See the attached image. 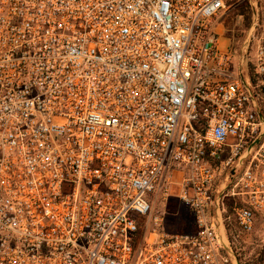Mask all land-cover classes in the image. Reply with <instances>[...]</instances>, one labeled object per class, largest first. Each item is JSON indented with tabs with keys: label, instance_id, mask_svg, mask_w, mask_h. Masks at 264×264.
I'll return each mask as SVG.
<instances>
[{
	"label": "built area",
	"instance_id": "1",
	"mask_svg": "<svg viewBox=\"0 0 264 264\" xmlns=\"http://www.w3.org/2000/svg\"><path fill=\"white\" fill-rule=\"evenodd\" d=\"M226 1L0 0V264H239L226 203L239 233L264 214V0H238L239 47ZM175 173L178 232L152 210Z\"/></svg>",
	"mask_w": 264,
	"mask_h": 264
},
{
	"label": "rangeland",
	"instance_id": "2",
	"mask_svg": "<svg viewBox=\"0 0 264 264\" xmlns=\"http://www.w3.org/2000/svg\"><path fill=\"white\" fill-rule=\"evenodd\" d=\"M243 2L237 0L233 4H226L225 9L221 12L224 29L220 31L225 36L222 38H227L228 43L231 45L235 43L236 47L241 45L247 28L245 16L235 13L236 6ZM180 185L181 176L175 173L170 183L167 184L165 194L161 193L152 200L153 216L162 218V228L166 231L178 232L189 229L191 218H189V214L179 200ZM232 236L233 244H231V247L239 264H251L252 259H258L257 252L259 251L261 252V263L264 264L263 213L256 216L255 228L252 233L243 234L234 230Z\"/></svg>",
	"mask_w": 264,
	"mask_h": 264
},
{
	"label": "trees",
	"instance_id": "3",
	"mask_svg": "<svg viewBox=\"0 0 264 264\" xmlns=\"http://www.w3.org/2000/svg\"><path fill=\"white\" fill-rule=\"evenodd\" d=\"M237 0H231L228 2V0L226 1L227 5L233 4L235 3ZM235 13L237 15H244L245 16V23L246 26L248 27L250 24V18H251V11L250 8L248 7V5H246L244 2L237 5L235 8ZM249 75L251 77L252 80H255V75L253 73V70L251 68V66H249ZM233 205H234V200H230L226 203V212L224 213V217H231L230 222L225 219V228H226V232L228 234L229 240L231 242V244H233V236H232V232L238 231L237 227H236V223L235 220L233 218ZM232 221V222H231ZM258 254V259H252L251 260V264H262V258H261V252H257ZM240 260V259H239Z\"/></svg>",
	"mask_w": 264,
	"mask_h": 264
}]
</instances>
